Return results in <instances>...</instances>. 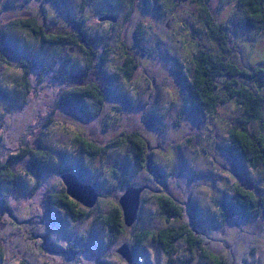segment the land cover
<instances>
[{"label": "rangeland", "instance_id": "obj_1", "mask_svg": "<svg viewBox=\"0 0 264 264\" xmlns=\"http://www.w3.org/2000/svg\"><path fill=\"white\" fill-rule=\"evenodd\" d=\"M205 1L216 22L226 26L230 56L248 70L263 67L264 30L249 23L239 1ZM198 3L0 0L1 25L36 15L51 28L49 32H73L74 20L86 17L93 48L99 54L110 51L104 71L95 64L86 77L85 55L77 47L54 48L17 31L6 39L15 51L5 47L10 65L0 62V167L24 144L50 149L60 167L85 165V179L95 184L99 197L92 208L81 205L88 215L73 221L46 200L48 194L66 188L61 173L43 172L38 177L29 157L14 160L11 169L20 183L1 186L9 211L3 209L0 197V264H215L217 258L226 264H264V215L225 220L221 213L236 185L264 197V168L250 167L229 134L244 118V110L231 99L212 113L202 111L179 76L190 81L199 48L218 50ZM109 9L115 22L100 19ZM15 37L25 39L24 48L18 49ZM25 49L44 58L26 83L17 56ZM68 55L72 61L63 78L62 63ZM126 55L137 62L130 79L122 71ZM85 77L104 89L101 109L88 100L85 112L61 102V93ZM236 78L252 84L246 77ZM218 82V91L226 94L224 77ZM248 126L258 130L256 123ZM132 132L147 141L151 165L155 162L159 172L138 168L129 146L91 157L74 141L82 135L103 146ZM125 176L131 186L144 189L136 222L114 236L101 218L119 205L129 187ZM162 195L184 207L182 219L167 221L159 200ZM182 222L198 231L203 249H190L180 239L169 257L152 235ZM139 233L148 234L141 243ZM125 244L132 251L131 263L118 252Z\"/></svg>", "mask_w": 264, "mask_h": 264}, {"label": "trees", "instance_id": "obj_2", "mask_svg": "<svg viewBox=\"0 0 264 264\" xmlns=\"http://www.w3.org/2000/svg\"><path fill=\"white\" fill-rule=\"evenodd\" d=\"M199 8L202 11L201 15L204 17V24L207 26L211 39L215 41L218 50L201 49L197 50L198 54L194 57V72L190 81L186 75L179 74L185 81L186 86L190 87L191 92L200 106L202 111L212 113L216 110L220 103H224L233 99L236 104L243 108L245 116L240 123L229 131L231 141L240 149L242 155L252 168L262 166L264 168V81L262 75L264 74V66H255L244 68L238 61L230 56V49L228 47L229 36L226 26L220 25L216 19L211 15L208 3L205 0H198ZM238 6L243 9L249 23L259 31L264 30V0H238ZM111 9L102 12L103 17H114ZM102 16L100 17V19ZM76 24L75 31H63L52 33L48 31V25H43L40 19L33 15L27 18H17L8 24L0 23V62L10 65V62L5 54L7 51H15L13 46L10 47L6 39L12 37L17 32L28 34L30 37H35L43 44H48L54 48L59 46L71 45L81 50L86 59V77L94 68L95 64L104 71L105 64L108 62L110 51L99 54L93 48L94 38L88 37V28L86 24V17L81 20H74ZM51 31V28H49ZM16 38V37H15ZM85 38V39H83ZM18 47L24 48V38H16ZM15 40V39H14ZM26 42V41H25ZM27 45V44H26ZM25 45V46H26ZM16 49V50H18ZM62 54V53H61ZM60 54V55H61ZM18 60L20 67L23 70L24 83L27 82L28 75L34 69H37L41 61L44 60L39 54L25 49V52H18ZM62 63L61 74L63 78L67 75V70L72 56L68 55ZM125 65L122 71L128 79H130L137 67L136 60L129 56H125ZM55 63H58V58L53 57ZM246 77L252 81V84H245L240 82L236 77ZM82 78L78 84H72L61 93V102L69 107H74L82 112H85V101L88 100L93 103L96 109H101L104 106L105 93L104 89L94 82H89L87 78ZM224 77V86L226 94L221 95L218 91L219 79ZM226 78V79H225ZM255 85V87L253 86ZM258 124V130L250 129L248 125ZM75 143L78 144L83 151L88 153L91 157H96L107 153L109 150L121 146H129L133 154V158L138 168L152 169L153 172H159L156 163L151 165V155L148 153L149 145L147 141L138 133L132 132L125 136H120L106 145H97L95 142L85 138L82 135L75 137ZM24 149L18 151L16 155L10 159L6 164L0 167V197L2 199L3 209L9 211L8 205L5 202V197L2 192L4 183L16 185L20 183L19 175L12 171L11 166L14 160H19L24 157H29L31 160V168L35 170L38 177H41L43 172L56 171L62 174L74 173L78 176L81 182L85 184H93L90 180H86L87 168L82 163L76 166L60 167L54 161V155L50 149H35L29 145L24 144ZM59 166V167H58ZM153 167V168H152ZM116 176L119 177L118 174ZM124 179L129 183L128 177ZM95 185V184H93ZM131 184L129 183V187ZM50 208L63 210L73 221H78L88 215V211L84 209L82 204L73 199L66 191V188L57 193H50L46 197ZM161 202V210L168 222L171 217L182 219L184 214V207L178 203L174 198L162 195L159 198ZM5 204V205H4ZM82 205V206H81ZM7 207V208H6ZM222 217L226 220L232 217L242 219H249L255 216L264 215V197L259 195L256 191L248 189L242 185L235 186V193L230 200H225L222 205ZM108 226L114 236H118L125 232L126 224L124 222L123 211L119 205H116L112 211L101 218ZM197 230L191 228L186 223L178 225H168L152 235L153 240L158 246L162 248L164 253L171 257L176 251L177 242L180 239L186 240L189 243L190 249H203V241L198 235ZM147 233L138 234V243L143 242ZM215 264H226V262L216 259Z\"/></svg>", "mask_w": 264, "mask_h": 264}, {"label": "water", "instance_id": "obj_3", "mask_svg": "<svg viewBox=\"0 0 264 264\" xmlns=\"http://www.w3.org/2000/svg\"><path fill=\"white\" fill-rule=\"evenodd\" d=\"M101 20H111L115 22L116 18L105 16L102 17ZM61 179L66 187L67 193L73 199L88 208H92L96 204L99 195L93 185L81 182L74 173H64L61 175ZM143 189L144 187L130 186L119 199L126 226H132L138 218L140 196ZM118 252L129 263L132 262V251L128 245L125 244L120 247Z\"/></svg>", "mask_w": 264, "mask_h": 264}]
</instances>
